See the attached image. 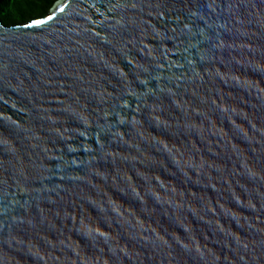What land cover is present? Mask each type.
Instances as JSON below:
<instances>
[{
  "label": "water",
  "instance_id": "95a60500",
  "mask_svg": "<svg viewBox=\"0 0 264 264\" xmlns=\"http://www.w3.org/2000/svg\"><path fill=\"white\" fill-rule=\"evenodd\" d=\"M36 19L0 23V264H264V0Z\"/></svg>",
  "mask_w": 264,
  "mask_h": 264
},
{
  "label": "trees",
  "instance_id": "16d2710c",
  "mask_svg": "<svg viewBox=\"0 0 264 264\" xmlns=\"http://www.w3.org/2000/svg\"><path fill=\"white\" fill-rule=\"evenodd\" d=\"M58 0H0V23L10 27L43 17Z\"/></svg>",
  "mask_w": 264,
  "mask_h": 264
},
{
  "label": "snow or ice",
  "instance_id": "6c2138e0",
  "mask_svg": "<svg viewBox=\"0 0 264 264\" xmlns=\"http://www.w3.org/2000/svg\"><path fill=\"white\" fill-rule=\"evenodd\" d=\"M61 10H63V9H61ZM48 19H51V17H48ZM44 21L43 20H40V19H34L33 21H32V23L33 24H41V23H43Z\"/></svg>",
  "mask_w": 264,
  "mask_h": 264
}]
</instances>
